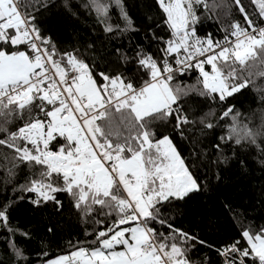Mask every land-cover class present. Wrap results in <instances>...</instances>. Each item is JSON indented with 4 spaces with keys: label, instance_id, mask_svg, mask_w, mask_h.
Instances as JSON below:
<instances>
[{
    "label": "snow or ice",
    "instance_id": "obj_1",
    "mask_svg": "<svg viewBox=\"0 0 264 264\" xmlns=\"http://www.w3.org/2000/svg\"><path fill=\"white\" fill-rule=\"evenodd\" d=\"M210 152L264 169V0H0V264H264V190L219 241L182 223ZM22 201L83 235L33 256Z\"/></svg>",
    "mask_w": 264,
    "mask_h": 264
},
{
    "label": "trees",
    "instance_id": "obj_2",
    "mask_svg": "<svg viewBox=\"0 0 264 264\" xmlns=\"http://www.w3.org/2000/svg\"><path fill=\"white\" fill-rule=\"evenodd\" d=\"M145 2L150 4L151 0H145ZM132 13L137 18V27L143 29L144 23H147L146 20L141 23L144 17L143 10L133 8ZM53 22L55 23V20ZM59 26L62 28V38L70 39L72 26L66 22ZM80 30L82 33H87L83 23L80 24ZM204 30L215 33L216 27L206 25ZM136 39H140V37H136ZM241 99L246 107L251 102V96ZM252 107H256V105L253 104ZM185 155H188L187 146ZM213 155V153H209V158L203 162L200 173L203 175L205 172L211 174L219 171L221 181L219 183L213 181L208 193L189 203L187 216L182 221L184 226H188L194 220L200 225L195 230L201 231L210 242L219 241L232 232V228L229 226V217L223 209V203L231 202L234 207L248 212L251 218H256L259 222V201L262 190H264V169L258 164L249 160L247 167L241 169L239 164L234 161L227 167L221 165L217 168L211 163ZM13 219L18 221L21 227L32 230V240L25 246L33 256L36 251L41 249L42 245H48L51 251H56L63 249L67 240L83 235L80 226L67 213L59 215L51 206L35 209L27 201H22L13 213ZM49 227L53 229L52 233L47 231ZM201 251L207 252V249ZM194 255L198 257L200 253ZM213 258L215 259L214 256Z\"/></svg>",
    "mask_w": 264,
    "mask_h": 264
}]
</instances>
